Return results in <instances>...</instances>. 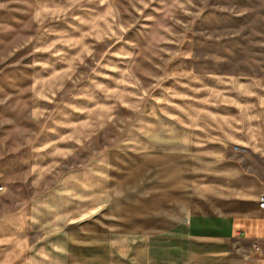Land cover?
I'll use <instances>...</instances> for the list:
<instances>
[{
	"label": "crops",
	"instance_id": "0c3cea01",
	"mask_svg": "<svg viewBox=\"0 0 264 264\" xmlns=\"http://www.w3.org/2000/svg\"><path fill=\"white\" fill-rule=\"evenodd\" d=\"M64 3L32 1L31 109L48 114L33 175L49 172L46 143L49 158L65 157L83 126L94 136L116 111L132 119L23 213L0 218V264H264L263 87L210 85L183 49L151 89H131L133 48L112 1ZM73 78L76 92L62 96Z\"/></svg>",
	"mask_w": 264,
	"mask_h": 264
},
{
	"label": "rangeland",
	"instance_id": "374dc122",
	"mask_svg": "<svg viewBox=\"0 0 264 264\" xmlns=\"http://www.w3.org/2000/svg\"><path fill=\"white\" fill-rule=\"evenodd\" d=\"M32 1L0 0V218L23 213L31 198L60 171L109 148L133 114L127 109L116 111L107 125L96 127L94 136L93 127L83 126L86 136L67 144L65 157L49 158L46 143L49 172L40 180V175H33V163L44 164L43 159L33 160L32 151L41 119L48 114L43 111L36 117L31 109L33 37L38 32ZM52 1L60 5L64 0H48ZM79 1L65 0L63 7ZM111 1L115 26L133 48L131 89H151L168 60L187 49L194 74L211 78L210 85L258 83L263 87L259 101H264V0ZM73 80L76 84L68 81L62 96L76 92L79 81ZM64 129L71 137L76 134L73 126ZM88 215L83 221L90 219Z\"/></svg>",
	"mask_w": 264,
	"mask_h": 264
},
{
	"label": "built area",
	"instance_id": "2783aa9c",
	"mask_svg": "<svg viewBox=\"0 0 264 264\" xmlns=\"http://www.w3.org/2000/svg\"><path fill=\"white\" fill-rule=\"evenodd\" d=\"M259 207L264 210V191L262 192L260 199H259Z\"/></svg>",
	"mask_w": 264,
	"mask_h": 264
},
{
	"label": "bare ground",
	"instance_id": "6f19581e",
	"mask_svg": "<svg viewBox=\"0 0 264 264\" xmlns=\"http://www.w3.org/2000/svg\"><path fill=\"white\" fill-rule=\"evenodd\" d=\"M84 218V217H83Z\"/></svg>",
	"mask_w": 264,
	"mask_h": 264
}]
</instances>
